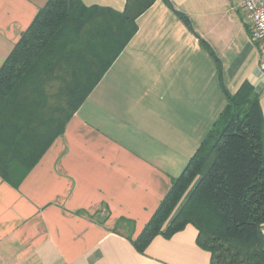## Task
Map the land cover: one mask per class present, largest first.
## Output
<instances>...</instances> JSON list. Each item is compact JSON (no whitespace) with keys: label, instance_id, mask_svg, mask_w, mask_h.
<instances>
[{"label":"crops","instance_id":"crops-1","mask_svg":"<svg viewBox=\"0 0 264 264\" xmlns=\"http://www.w3.org/2000/svg\"><path fill=\"white\" fill-rule=\"evenodd\" d=\"M47 2L0 0V67ZM78 2L119 14L126 5ZM135 23L100 79L104 59L84 72L91 82L80 89L90 92L69 121L65 102L56 109L49 97L5 110L0 264H209L190 225L155 237L144 254L131 240L243 84L257 98L264 144L259 44L230 0H155ZM122 219L133 223L131 235L118 228ZM261 234L264 244V224Z\"/></svg>","mask_w":264,"mask_h":264},{"label":"trees","instance_id":"trees-1","mask_svg":"<svg viewBox=\"0 0 264 264\" xmlns=\"http://www.w3.org/2000/svg\"><path fill=\"white\" fill-rule=\"evenodd\" d=\"M154 1L126 0L119 14L86 8L78 0H48L0 67V125L11 103L42 97L56 109L65 102L69 121L90 92L80 89L91 82L84 72L104 59L101 78ZM58 82L60 91L45 89ZM263 224L262 117L257 98L243 84L227 94L226 108L131 243L144 254L155 237L170 239L190 225L197 232L196 245L210 255L209 264H264ZM121 226L132 234V222L122 219Z\"/></svg>","mask_w":264,"mask_h":264},{"label":"built area","instance_id":"built-area-1","mask_svg":"<svg viewBox=\"0 0 264 264\" xmlns=\"http://www.w3.org/2000/svg\"><path fill=\"white\" fill-rule=\"evenodd\" d=\"M249 20V35L253 43L259 44L260 69L264 73V0H230Z\"/></svg>","mask_w":264,"mask_h":264}]
</instances>
